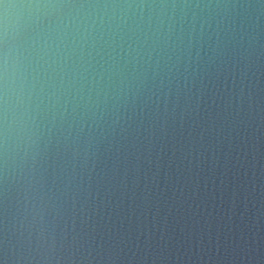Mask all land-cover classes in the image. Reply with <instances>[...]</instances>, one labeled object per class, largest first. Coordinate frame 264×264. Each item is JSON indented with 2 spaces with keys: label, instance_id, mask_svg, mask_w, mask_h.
Segmentation results:
<instances>
[{
  "label": "water",
  "instance_id": "obj_1",
  "mask_svg": "<svg viewBox=\"0 0 264 264\" xmlns=\"http://www.w3.org/2000/svg\"><path fill=\"white\" fill-rule=\"evenodd\" d=\"M0 264H264V0H0Z\"/></svg>",
  "mask_w": 264,
  "mask_h": 264
}]
</instances>
